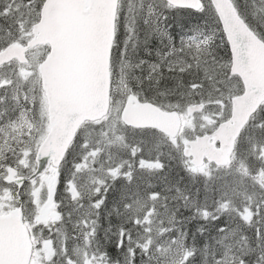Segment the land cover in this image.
I'll use <instances>...</instances> for the list:
<instances>
[{"label":"snow or ice","instance_id":"1","mask_svg":"<svg viewBox=\"0 0 264 264\" xmlns=\"http://www.w3.org/2000/svg\"><path fill=\"white\" fill-rule=\"evenodd\" d=\"M0 264H264V0H0Z\"/></svg>","mask_w":264,"mask_h":264}]
</instances>
